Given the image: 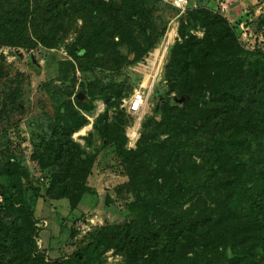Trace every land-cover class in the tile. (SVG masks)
Returning <instances> with one entry per match:
<instances>
[{"label": "rangeland", "instance_id": "obj_1", "mask_svg": "<svg viewBox=\"0 0 264 264\" xmlns=\"http://www.w3.org/2000/svg\"><path fill=\"white\" fill-rule=\"evenodd\" d=\"M119 1L126 0H116ZM128 1L140 4L147 11L148 18H133L125 22V28L113 37V41L110 37L113 22L87 20L85 16L88 13L80 6V10L67 8L54 24L61 33L56 45H40L29 34L31 43L0 46V167L7 161H21L30 173V183L38 192L33 210L34 242L37 253L45 261L79 256L81 264H126L124 252L115 248L116 243L109 237L107 239V235L122 225L128 227V232L138 233L144 220L156 228L163 227V222L170 221L167 217L172 211H183L191 205L197 185L224 152H230L237 158L238 153L244 151L245 158L249 156L253 161L246 162V165L264 169V130L258 132V137L255 133H244L234 140L236 136L232 132L218 135L192 128L194 113L209 101L208 92L196 107H189L190 114L169 111L166 118L172 119L171 125L160 119L156 109L161 99L180 98L175 83L169 80L168 60L165 62L168 48L182 43L179 27L186 26L188 33L199 39L203 36L202 28L188 26L187 11L203 7L222 16L233 29L241 49L264 58V0H209L201 4L188 0L190 8L183 14L159 0ZM69 11H74L78 19L72 20L70 13L66 15ZM146 24L156 46L146 56L137 58L140 52L138 44L144 47L148 38L143 29ZM93 31L101 38L91 40V44H87L88 50L101 54L96 59L100 68L106 69L108 65L113 70L109 73L94 70L93 75L99 78L106 74L107 81L122 84V90L127 94L117 104L104 102L99 95L102 86L80 73L79 62L69 52L77 39L82 42ZM123 39L129 43L127 59L121 57L127 51L121 42ZM160 48L161 51L166 50L155 66L154 59L158 58L156 53ZM78 49V55L84 54L85 48ZM30 58L37 62L38 73L32 71ZM59 69L64 71L63 75L59 74ZM145 75H148L147 84ZM60 79H63L69 94L57 91ZM240 81L242 83V77ZM101 84L107 85V82ZM145 84L150 86V92ZM81 91L93 105L90 112L77 106L76 95L82 94ZM140 91H143L145 106L137 118L128 113L123 101ZM85 99L84 96L82 101ZM68 100L88 120L83 127L71 133L69 139L79 145L83 157L90 155L94 158L85 177V186L90 191L85 192L72 208L67 199H55L47 193L49 169L41 171L34 157V144L39 137H44L47 143V135L52 134L51 128L56 122L55 107ZM103 113L106 114L105 124L100 123L96 129L93 128L94 118ZM100 130L106 132V139ZM217 139L221 140L220 145ZM240 139L243 142H236ZM258 140L261 147L257 145ZM233 143L236 146H232ZM43 153L46 154L44 150ZM41 177L44 179L42 183L39 181ZM217 177L221 178L220 173ZM8 184L7 178L0 176V191ZM181 184L186 185V190L180 189ZM31 193L28 192V196ZM162 202L169 203V208L157 207ZM179 203H183L181 208H175ZM10 220L0 211V237L8 239V247ZM121 234L124 244H131L129 236L124 232ZM28 235L26 224L18 227L16 236L23 250L28 249ZM160 246L159 243H151L150 248L158 250ZM167 258L156 256L154 262L162 264Z\"/></svg>", "mask_w": 264, "mask_h": 264}, {"label": "trees", "instance_id": "obj_2", "mask_svg": "<svg viewBox=\"0 0 264 264\" xmlns=\"http://www.w3.org/2000/svg\"><path fill=\"white\" fill-rule=\"evenodd\" d=\"M208 1L195 0L197 4ZM131 2L0 0V46L31 43L29 34L40 45L54 46L61 38L60 29L54 28V24H57L56 21L67 8L80 10V6L87 11V20L92 18L113 22L110 33L113 41V37L125 28V22L133 18H148L147 11L140 4ZM68 13L72 15V20L78 19L74 11L66 15ZM185 17L188 26L204 30L203 36L199 39L190 35L186 26L181 25L179 35L182 43H175L168 48L165 62L168 60L169 80L175 83L177 96L181 99L159 100L156 109L160 119L171 125L172 119L166 118L169 111L190 114L189 107H196L201 99L204 100V93L208 92L210 97L207 105L194 113V130L218 135L232 132L236 136L234 140L244 133H255L258 137V132L264 130V58L244 52L236 41L233 29L222 16L197 7L189 9ZM147 24L143 27L148 37L146 45L141 47L138 44L140 52L137 58L146 56L156 46L150 38ZM68 29H65V33ZM100 38V34L93 31L90 36L84 37L83 43L77 39L69 52L79 62L80 73L102 86L99 95L104 102L113 105L127 93L122 90L121 83L107 81L106 74L99 78L93 75L94 70L113 72L108 65L105 69L96 63V59L101 57L100 53L88 50L87 44ZM121 42L127 49L121 57L127 59L129 43L124 39ZM78 47L85 48L84 54L78 55ZM30 64L32 71L38 73V67ZM59 74L63 75L64 71L59 69ZM60 80L57 91L69 94L63 79ZM103 81L107 85L101 84ZM81 92L86 99L82 102L76 99L78 108L92 111L93 105L85 92ZM55 113L56 122L51 128L52 134L47 135V143L44 137H39V141L34 144V157L41 171L49 169L47 193L55 199H67L72 208L85 192L90 191L85 186V177L94 158L90 155L83 157L79 145L74 144L69 137L88 120L69 100L57 105ZM94 120L93 128L96 129L98 124H105L106 114H98ZM99 132L106 139V132ZM220 141L217 139L218 145ZM236 142L243 141L240 139ZM152 144H155L154 140ZM257 145L261 147L259 140ZM244 155L243 151L236 158L232 153L224 152L219 162L212 166L211 171L197 185L191 205L183 211H172L167 217L170 221L163 222V227L156 228L144 220L138 233H130L128 227L122 225L107 235V239L109 237L111 242L116 243L115 248L124 252L126 264H156V256L168 257L163 259L162 264H264V169L258 170L256 165H246V162L253 161ZM216 172L220 173L221 178L217 177ZM0 176L6 177L9 183L0 191V211L11 218L8 227L11 232L9 247L8 239L0 237V264H81L79 256L45 261L37 253L33 210L38 192L30 183L26 165L21 161H7L0 167ZM180 189L186 190V185L181 184ZM28 192H32L31 195L28 196ZM182 205L179 203L175 208H181ZM157 207L166 209L169 203L162 202ZM25 224L29 232V246L23 250L16 234L18 227ZM120 232L129 236L131 244H124ZM151 243H159L161 246L158 250H152Z\"/></svg>", "mask_w": 264, "mask_h": 264}, {"label": "built area", "instance_id": "obj_3", "mask_svg": "<svg viewBox=\"0 0 264 264\" xmlns=\"http://www.w3.org/2000/svg\"><path fill=\"white\" fill-rule=\"evenodd\" d=\"M159 1L172 6L180 14H183L184 11H186L188 8V0H159ZM144 98L145 97L143 91L135 92L129 99L123 101L124 107H126L127 111L135 112L139 109V105H141V103L144 101ZM39 181L42 182L43 179L40 178Z\"/></svg>", "mask_w": 264, "mask_h": 264}, {"label": "bare ground", "instance_id": "obj_4", "mask_svg": "<svg viewBox=\"0 0 264 264\" xmlns=\"http://www.w3.org/2000/svg\"><path fill=\"white\" fill-rule=\"evenodd\" d=\"M161 50H162V48H160V51H159L158 53H156V57H158V58L154 59V62H155L154 65H155V66H156L157 63L160 62L161 55H162V53H163V51H161ZM148 68H149V67H147L146 69L150 72V70H149ZM147 77H148V75H145V77H144V80H145L146 84H147ZM146 84L144 85V87L147 86V88L149 89V92H150V86H148V85H146ZM144 106H145V101H143V102L141 103V105H139V109H138L137 111H135V112L128 111V112H129V114H130L131 116H134V117L139 118V117L141 116V112H142ZM97 110H98V108H97ZM101 111H102V110H101ZM91 120H93V119H91Z\"/></svg>", "mask_w": 264, "mask_h": 264}, {"label": "water", "instance_id": "obj_5", "mask_svg": "<svg viewBox=\"0 0 264 264\" xmlns=\"http://www.w3.org/2000/svg\"><path fill=\"white\" fill-rule=\"evenodd\" d=\"M29 60H30L29 62L32 63L34 66H38V65H37V62H36L33 58H30ZM83 98H84V96H83L81 93H78V94L76 95V99H77L78 101H82Z\"/></svg>", "mask_w": 264, "mask_h": 264}]
</instances>
